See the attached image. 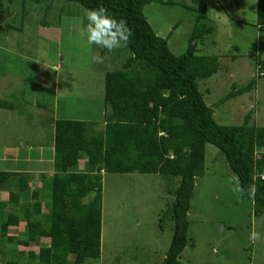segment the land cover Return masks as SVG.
<instances>
[{"label": "rangeland", "instance_id": "rangeland-1", "mask_svg": "<svg viewBox=\"0 0 264 264\" xmlns=\"http://www.w3.org/2000/svg\"><path fill=\"white\" fill-rule=\"evenodd\" d=\"M161 1L147 5L144 11L157 34L168 40L174 54L187 51L198 15L205 16V22L215 29L212 35L192 42L197 43V55L224 56L218 73L199 81L208 106L219 102L234 86L255 81L249 93L215 109L216 122L225 126L242 125L246 114L251 112L250 122L264 126V75L256 62L258 57L264 59V33L256 24V1L236 4L233 0H201V3L174 0L172 5ZM52 2V9L47 10L46 5L33 4L30 0H0V97L16 103L15 93L20 84L29 91L28 102L38 105L37 109L31 103L18 106L16 111L0 109V171L12 166L5 159L11 162L14 154L18 159L25 156L29 144L34 146V153L39 150V144H43L46 154L52 152L49 147L54 143V115L57 119L87 122L88 135L102 132L109 111L104 100L105 75L108 71L121 70L132 56L125 46L108 52L93 45L89 52L86 41L79 36L82 22L87 23L86 9L66 0H49L48 5ZM41 20L49 25L39 24ZM97 53L104 58L103 63L91 61L90 56ZM54 65H59L58 71H52ZM57 75L60 82L56 93L53 83ZM36 88L38 91H34ZM24 95L20 94L23 102ZM41 97L44 112L40 111ZM30 164L23 160V169L38 167L37 162ZM206 164L205 175L196 182L189 211L188 244L181 263L264 264V239L255 243L249 240L253 228L264 233V214H256L250 201L231 191L227 180L236 174L215 146L207 145ZM49 165L47 170L52 176L53 161ZM84 166L85 161L81 160L80 169ZM38 181L44 182L40 178ZM174 182L164 175H104L102 255L98 260L87 259L84 264H162L174 233L168 213L175 200ZM45 183L42 200L49 204L44 206L48 214L52 210V178L47 176ZM35 185L34 190L40 191L39 184ZM9 193L10 188L0 186V201L7 202ZM12 210L11 206L0 212V227L7 212ZM25 228L23 219L19 226L11 227V236L15 238ZM40 243L47 245L50 239L42 238ZM12 246L7 244L8 254L1 255L0 264L12 259ZM18 250L38 252L39 246H21ZM69 264H76L73 257Z\"/></svg>", "mask_w": 264, "mask_h": 264}, {"label": "trees", "instance_id": "trees-1", "mask_svg": "<svg viewBox=\"0 0 264 264\" xmlns=\"http://www.w3.org/2000/svg\"><path fill=\"white\" fill-rule=\"evenodd\" d=\"M30 1L46 5L47 10L54 4L48 5L49 0ZM66 1L85 9L104 6L110 15L124 18L133 33L125 46L132 56L121 70L105 75L104 100L109 111L102 132L88 135L85 121L54 122V173L47 175L53 184L49 214H42L39 194L31 190L30 173L22 166L0 171V186L10 188L9 200L0 202V212L14 207L1 222L0 257L8 254L6 247L11 243L12 259L4 264H69L71 257L76 264H84L87 259H100L104 175L139 173L170 176L175 181V200L168 209L174 233L162 264H182L196 182L207 169V145L219 150L245 188L253 182L251 173H264V126L250 122L251 112L237 126L220 125L214 118L217 107L249 93L255 81L234 86L232 92L208 106L199 81L217 74L224 56L197 55V43L192 42L215 31L205 22V16H197L187 51L176 55L144 11L158 0ZM173 1L161 2L172 5ZM243 1L233 0L236 4ZM255 1L256 24L264 33V0ZM39 24L49 25L44 20ZM256 62L264 75V59L258 57ZM17 107L0 98V109L16 111ZM81 160L85 161L84 169H80ZM256 183L259 190L255 199L250 200L247 194L243 198L251 202L256 214L263 215L264 180ZM22 216L26 228L15 238L9 236L11 227L22 223ZM42 238L50 239V243L41 245ZM32 245L39 246V251L18 252V247Z\"/></svg>", "mask_w": 264, "mask_h": 264}, {"label": "clouds", "instance_id": "clouds-1", "mask_svg": "<svg viewBox=\"0 0 264 264\" xmlns=\"http://www.w3.org/2000/svg\"><path fill=\"white\" fill-rule=\"evenodd\" d=\"M86 24H83L79 29V36L85 40L89 46L88 50L91 52V46L95 45L99 48L106 49L112 52L122 46H127L133 35L132 29L128 26L124 18L117 19L109 14V10L104 6H99L94 9L85 10ZM93 63H103L104 58L98 53L90 56ZM264 180V173H251V180L247 188H245L239 177L232 175L228 178L227 183L231 185V191L238 197L247 194L250 200H254L258 192L257 180ZM264 239V233L253 228L249 235V240L252 243Z\"/></svg>", "mask_w": 264, "mask_h": 264}, {"label": "crops", "instance_id": "crops-1", "mask_svg": "<svg viewBox=\"0 0 264 264\" xmlns=\"http://www.w3.org/2000/svg\"><path fill=\"white\" fill-rule=\"evenodd\" d=\"M12 53H13V51H11ZM52 68V71L54 70V71H58V69H59V65L58 66H53V67H51ZM51 70V69H50ZM14 78V76H10V79H13ZM34 78V77H33ZM37 81H36V83L37 82H39V80L38 79H36ZM59 82H60V80H58V75H57V79H56V82L55 83H53V85L55 86V91H56V93L58 92V88H59ZM16 83V82H15ZM23 84V83H22ZM38 85V87H39V84H37ZM16 86H17V84H16ZM24 85H22V87H23ZM27 86H30V84L29 85H27ZM21 86H20V84L17 86V89H16V97H17V99H16V103H14V105L17 107V106H20V105H24L25 103H31V105H33V107L34 108H38V105H35L34 104V102H28L29 100L27 99L28 98V95L26 96V93H28L29 91H27L26 89H24V88H22ZM42 89V88H41ZM34 91H38V89L36 88V89H34ZM49 91V90H48ZM20 94H25L24 95V101L25 102H23L22 100H21V96H20ZM32 94V96H33V93H31ZM1 98V97H0ZM30 98V97H29ZM43 97H41V103L39 104L42 108H40V111H45L44 109H45V103H44V100L42 99ZM2 99V98H1ZM33 99H35V100H37V102H38V97H36L35 95H34V97H33ZM23 107V106H22ZM56 110H58V106H54V111H56ZM9 111H11V110H9ZM47 114V112H45L44 113V115H46ZM55 116V119H54V122L57 120V116L56 115H54ZM55 124V123H54ZM53 129H54V131H55V125H53ZM31 143V142H30ZM30 146L28 147V151H27V154L25 155V156H22V157H19V159H18V157L17 156H15L16 154H14L13 155V157H11V162H9V159H5L4 161H6L8 164H10V165H12V166H14V167H16V166H22V163H23V160H25L27 163H28V165H30L31 166V164H30V162L32 161V162H34V163H38V167H36L35 168V170L33 169V168H31V167H26L25 169H24V171H26V172H28V173H30L31 175H32V177H31V182H30V186H31V189H32V192L33 191H36L38 194H39V199L42 201V214H44V215H47V214H45V211H44V206H45V204L46 205H49L47 202H45L44 200H42V199H44V192H43V190L45 189H42L43 188V185L44 184H46L45 182H46V176L48 175L49 177H51L49 174L51 173L50 171H48L47 170V168L49 169L50 167L49 166H51V165H49L50 164V162L51 161H54V154H53V152H54V147H53V145L52 146H50L49 148H52V152L51 153H48V154H46V151H45V149H44V146H43V144H39L38 146H39V150L36 152V153H34L33 152V150H34V146H32V144H29ZM52 158H53V160H52ZM54 164V163H53ZM11 166V167H12ZM13 168V167H12ZM11 168V169H12ZM8 169H10V168H8ZM50 172V173H49ZM53 174V173H52ZM38 175H40V176H38ZM46 175V176H45ZM42 177H44V179H42ZM40 178V180H43L44 182V184L43 183H41L40 181H38V179ZM50 179V178H49ZM35 183L37 184H39V187L41 188V190L39 191V190H34V188H33V186L35 185ZM36 186V185H35ZM43 195H42V194ZM30 200H32V197H30ZM3 201V200H2ZM35 201V200H34ZM1 202V201H0ZM51 212V211H50ZM49 212V213H50ZM48 213V214H49ZM9 236H11V233H9Z\"/></svg>", "mask_w": 264, "mask_h": 264}]
</instances>
